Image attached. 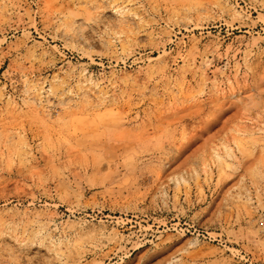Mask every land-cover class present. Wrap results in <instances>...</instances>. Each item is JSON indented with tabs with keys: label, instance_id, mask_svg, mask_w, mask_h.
Segmentation results:
<instances>
[{
	"label": "rangeland",
	"instance_id": "374dc122",
	"mask_svg": "<svg viewBox=\"0 0 264 264\" xmlns=\"http://www.w3.org/2000/svg\"><path fill=\"white\" fill-rule=\"evenodd\" d=\"M264 0H0V264H264Z\"/></svg>",
	"mask_w": 264,
	"mask_h": 264
},
{
	"label": "snow or ice",
	"instance_id": "6c2138e0",
	"mask_svg": "<svg viewBox=\"0 0 264 264\" xmlns=\"http://www.w3.org/2000/svg\"><path fill=\"white\" fill-rule=\"evenodd\" d=\"M262 150H264V142H262ZM262 179H264V168H262ZM262 207H264V202H262ZM27 264V262H25ZM32 264H44L42 261H33Z\"/></svg>",
	"mask_w": 264,
	"mask_h": 264
}]
</instances>
